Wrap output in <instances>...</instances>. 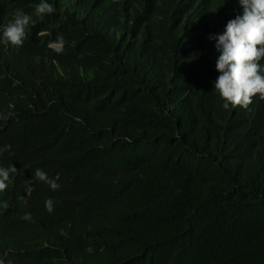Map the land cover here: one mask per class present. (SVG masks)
Masks as SVG:
<instances>
[{"label": "trees", "instance_id": "1", "mask_svg": "<svg viewBox=\"0 0 264 264\" xmlns=\"http://www.w3.org/2000/svg\"><path fill=\"white\" fill-rule=\"evenodd\" d=\"M47 2L0 0V40L16 10L32 17L22 47L0 42V167L18 171L0 259L264 264V100L225 110L214 88L240 0Z\"/></svg>", "mask_w": 264, "mask_h": 264}, {"label": "clouds", "instance_id": "2", "mask_svg": "<svg viewBox=\"0 0 264 264\" xmlns=\"http://www.w3.org/2000/svg\"><path fill=\"white\" fill-rule=\"evenodd\" d=\"M240 3L243 15L230 20L225 31L214 37L217 41V51L220 53L216 63L220 75L214 82V88L219 93L225 110H228L230 105L233 108L247 109L257 96L264 100V64L261 63L264 61V0H240ZM54 12L55 8L47 0H40L35 7V14L38 16ZM31 21L30 15L16 10L14 19L4 26L0 42L17 49L22 47L27 35L26 29ZM45 35L48 33L44 31L38 33V36ZM65 43L63 36L60 35L55 41L48 43V48L59 54L63 52ZM15 83L19 84V81ZM8 107L11 109L14 106L10 104ZM11 115V112L7 115L0 114V119H8ZM124 139L130 142L128 137ZM10 149L11 145H5L0 153ZM17 173L13 165L0 167V193L8 188L13 182L11 177ZM35 179L47 183L52 190H58L60 187L55 179H50L41 169L36 170ZM27 191L30 193L31 188ZM45 206L49 213L53 212L54 202L51 198L45 201ZM21 219L32 221V214L25 213ZM62 235L66 233L62 232ZM86 251L91 253L93 249L89 247ZM0 264H5L3 259H0Z\"/></svg>", "mask_w": 264, "mask_h": 264}, {"label": "rangeland", "instance_id": "3", "mask_svg": "<svg viewBox=\"0 0 264 264\" xmlns=\"http://www.w3.org/2000/svg\"><path fill=\"white\" fill-rule=\"evenodd\" d=\"M56 72V71H55ZM58 74V72H56Z\"/></svg>", "mask_w": 264, "mask_h": 264}]
</instances>
